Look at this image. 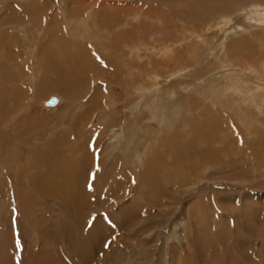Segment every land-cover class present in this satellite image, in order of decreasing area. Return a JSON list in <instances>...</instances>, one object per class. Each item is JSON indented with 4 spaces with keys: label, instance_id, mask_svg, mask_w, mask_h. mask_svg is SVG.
I'll return each instance as SVG.
<instances>
[{
    "label": "rangeland",
    "instance_id": "obj_1",
    "mask_svg": "<svg viewBox=\"0 0 264 264\" xmlns=\"http://www.w3.org/2000/svg\"><path fill=\"white\" fill-rule=\"evenodd\" d=\"M52 148L99 169L82 236L28 187ZM31 263L264 264V0H0V264Z\"/></svg>",
    "mask_w": 264,
    "mask_h": 264
},
{
    "label": "bare ground",
    "instance_id": "obj_2",
    "mask_svg": "<svg viewBox=\"0 0 264 264\" xmlns=\"http://www.w3.org/2000/svg\"><path fill=\"white\" fill-rule=\"evenodd\" d=\"M35 2V1H34ZM36 5H37V3H36ZM42 5V4H41ZM43 6V5H42ZM39 10V9H38ZM37 11V10H36ZM245 40V39H244ZM243 40V41H244ZM259 40H262V39H259ZM124 41V40H123ZM263 41V40H262ZM262 41H260V42H262ZM255 42V41H254ZM254 42L253 43H247V42H244L242 45H247V44H249L248 46H245L244 48H246L247 49V51L249 52H251V53H254L255 51H254V48H255V46H252V44H254ZM259 42V43H260ZM258 43V44H259ZM56 49H58V48H56ZM49 52V50L48 51H44V50H41L40 51V56H41V58L42 57H44V58H42V62L43 63H45L46 61H48L51 57H52V55L50 54H47ZM78 52V54H80L79 53V51H77ZM244 52V51H243ZM242 52V53H243ZM68 52H66L65 53V57H66V60H68L69 59V57H73V56H71V55H69V54H67ZM256 53V52H255ZM254 53V54H255ZM254 54H252V55H254ZM77 55V54H76ZM251 57V56H250ZM76 58V57H75ZM40 60V59H39ZM72 60V59H71ZM74 60V59H73ZM77 60V59H76ZM76 60H74V61H76ZM52 62V61H51ZM68 62V61H67ZM129 62V61H128ZM41 63V62H40ZM75 64H77L76 62L74 63V65ZM44 66H45V64H44ZM77 66V65H76ZM58 67V66H57ZM70 67H71V65H70ZM49 68V67H48ZM50 71L52 72V71H55V69H56V66H54L53 67V64H51L50 63ZM44 71V70H43ZM77 74L79 73V71L78 70H76L75 71ZM58 73H61V71H58ZM68 74V73H67ZM11 75V74H10ZM60 75V74H59ZM81 75V74H80ZM64 76V75H63ZM61 77V76H60ZM67 79H69L68 77H67ZM81 80V79H80ZM38 91H39V89H37ZM37 94V93H36ZM56 98V97H55ZM58 102V99L56 98V103ZM55 103V104H56ZM55 104H53V105H55ZM48 105H50V104H48ZM8 114V113H7ZM192 137H191V140L190 141H192ZM61 141V140H60ZM27 142V141H26ZM52 143V142H51ZM192 143L193 142H191L190 143V147H189V145L185 148L184 146H183V148H181L180 150H177L176 152H174L173 154L174 155H176V157H177V160L179 159V158H182V157H185L186 155H189L190 153H191V151L194 149L195 150V148H194V146H192ZM53 145V144H52ZM50 148V147H49ZM57 148V147H56ZM174 148V147H173ZM178 149V148H177ZM43 150H44V148H43ZM52 150V152L54 151V153H55V155H54V159H55V161L54 162H52V160H53V158H52V160H51V163H47V169H45V171H43V172H38V173H36V174H34V175H32L30 178H28L27 179V183H28V187L30 188V190H32L31 189V187L34 189V190H36V191H34V190H32L33 192H37V194H38V192H39V194H40V196H44L45 197V199L47 200V199H50V198H48V197H50V196H55L56 198L58 197V195H62V205H64L65 207H66V209H67V212L65 213L66 214V216L68 217V214H70L71 215V213H74L75 215V217L77 218V219H74L73 218V220H75L74 222L75 223H77V228H78V231H76V227H73V224H72V222H73V220H71L69 217V219L71 220L70 222H71V226H72V228L74 229V231L75 232H77V233H79V235H81L82 236V234L84 233V231H85V229H83V226H84V223H85V221H87L88 219H92V214L91 215H88V214H86V212L85 211H83V209H87V207L89 208V206H91V202L95 199L94 197H92V195H93V193L90 191V187H91V182L93 181V179H95V178H97V173L96 172H99V169H95V168H93V172H90L91 171V169L90 168H88L87 167V165H86V159L85 158H82V156L80 157H77V158H79V160L78 161H76V160H73L72 162H70V164H62V163H59V162H56L57 161V156H58V153L56 152V150H54L53 148L51 149ZM34 151V150H33ZM50 152V151H49ZM172 152V151H171ZM33 153V152H32ZM51 153V152H50ZM59 153H62L61 151L59 152ZM66 153V152H65ZM157 154V153H156ZM164 154H166V153H164ZM33 155V154H32ZM31 155V156H32ZM159 155L162 157V154H160L159 153ZM39 156V155H38ZM37 156V157H38ZM37 157H34V158H37ZM43 157V156H42ZM50 157H51V155H50ZM154 159H158V157H153ZM153 158H149L150 160H149V164H148V167H147V169H145V171H144V177L143 178H145L146 176H149V175H151V173H152V171H156V170H158L159 169V167L160 166H162V164H158L157 166H154V165H152L153 163ZM75 159V158H74ZM38 160V159H37ZM43 160H44V158H43ZM159 160V159H158ZM162 160V159H161ZM33 161V160H32ZM39 161V160H38ZM46 161V160H45ZM159 162V161H158ZM44 163V162H43ZM36 164V163H35ZM146 164V163H145ZM31 165H32V163H31ZM40 165H41V163H40ZM44 165H46V164H43V166ZM169 165V164H168ZM36 166V165H35ZM144 166V165H143ZM41 167H42V165H41ZM40 167V168H41ZM38 168V167H37ZM144 169V168H143ZM40 170V169H39ZM90 170V171H89ZM95 170V171H94ZM152 170V171H151ZM101 174V173H100ZM95 177V178H94ZM18 178V177H17ZM20 178V177H19ZM96 180V179H95ZM145 180H147V179H145ZM144 180V181H145ZM99 181V180H98ZM141 181V180H140ZM24 182V181H23ZM95 185V184H94ZM92 190H93V188H92ZM87 191H89L90 193H91V195L89 196L88 194V192ZM107 192V191H106ZM41 193H43V195L41 194ZM25 197V196H24ZM26 198V197H25ZM24 198V201L26 200ZM96 201H99V199L97 198V199H95ZM24 201H21V205H22V203H24ZM19 202V201H18ZM45 202V201H44ZM104 202V201H103ZM42 203V202H41ZM43 204V203H42ZM46 205V204H45ZM93 206V205H92ZM107 206V205H106ZM43 208V207H42ZM92 208V207H91ZM89 210V209H88ZM43 211H45V210H43ZM48 212V211H47ZM64 217H65V215H63ZM62 217V216H61ZM60 217V218H61ZM94 218V217H93ZM63 218H61L60 219V222H61V220H62ZM101 220L99 219V221H95L93 224H95V223H97V225H98V223L100 222ZM59 222V221H58ZM60 222L58 223V224H60ZM64 224H65V222H64ZM62 226H64L63 224H61ZM57 226V225H56ZM55 226V227H56ZM64 227H66V226H64ZM94 227L96 228L97 226H96V224L94 225ZM67 228V227H66ZM70 228V227H69ZM95 228H90L89 229V231H87V235L85 236V234H86V232H85V234H84V236L83 237H81V238H79L78 240H79V242L78 243H76L75 244V242L73 241V243L71 242V245L73 246V248H70V249H73L75 252H76V254L77 255H82V254H80V250H81V248H84L85 247V249L86 248H90V244H88L89 242H90V240L92 239V242H91V248L92 247H94L93 245L95 244V241H96V238H97V235H98V233H97V231H96V229ZM72 229V230H73ZM68 230V229H67ZM62 231V230H61ZM39 229H38V235L40 236V234H39ZM66 231H64V233H65ZM71 232V231H70ZM68 234H69V232H68ZM37 235V236H38ZM54 235V236H53ZM53 235H51V238L52 239H54V237L56 238V237H58V236H56V234L54 233ZM69 236H71V235H69ZM93 236V237H92ZM41 237V236H40ZM77 238V236H76V233H73L72 234V236H71V238H70V240L72 241V240H74V239H76ZM65 240V239H64ZM77 240V241H78ZM59 243H61V242H59ZM42 246H43V244H42ZM45 246V245H44ZM61 246H63L62 245V243H61ZM63 248H64V246H63ZM47 250H48V248H47ZM46 251V250H45ZM47 254H48V252H47ZM82 257V256H81ZM32 258V257H31ZM81 261V260H80ZM32 264V263H31Z\"/></svg>",
    "mask_w": 264,
    "mask_h": 264
},
{
    "label": "water",
    "instance_id": "obj_3",
    "mask_svg": "<svg viewBox=\"0 0 264 264\" xmlns=\"http://www.w3.org/2000/svg\"><path fill=\"white\" fill-rule=\"evenodd\" d=\"M56 103V98L55 97H51L48 101L47 104L53 105Z\"/></svg>",
    "mask_w": 264,
    "mask_h": 264
}]
</instances>
